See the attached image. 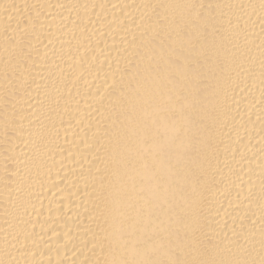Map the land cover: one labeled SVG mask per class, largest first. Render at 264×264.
I'll return each instance as SVG.
<instances>
[{
	"label": "bare ground",
	"instance_id": "6f19581e",
	"mask_svg": "<svg viewBox=\"0 0 264 264\" xmlns=\"http://www.w3.org/2000/svg\"><path fill=\"white\" fill-rule=\"evenodd\" d=\"M0 264H264V0H0Z\"/></svg>",
	"mask_w": 264,
	"mask_h": 264
}]
</instances>
